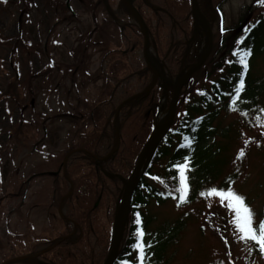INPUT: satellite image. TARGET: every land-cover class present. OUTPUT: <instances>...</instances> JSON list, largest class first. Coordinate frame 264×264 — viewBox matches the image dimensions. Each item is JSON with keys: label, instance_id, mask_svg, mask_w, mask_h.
<instances>
[{"label": "rangeland", "instance_id": "obj_1", "mask_svg": "<svg viewBox=\"0 0 264 264\" xmlns=\"http://www.w3.org/2000/svg\"><path fill=\"white\" fill-rule=\"evenodd\" d=\"M109 4L94 17L82 0H0V264H49L31 252L43 251L48 240L65 231L67 204L61 203V197L67 184L58 174L62 162L67 165L72 159L65 154L95 126L107 124L108 114L126 96V87L143 86L141 80L127 77L122 69L123 63L131 70L139 63L148 66L144 44L142 48L134 46L139 39L135 28L141 31L139 22L122 0H110ZM144 10L152 15L151 10ZM262 11L264 0H227L222 12L209 18L215 38V62L226 55L223 43L226 41L228 46L240 37L243 26L238 27L239 20L244 17L245 22L249 21ZM152 19L157 25L158 18ZM106 20L108 29L95 32L96 23L103 25ZM196 30L198 36L191 45L199 56L205 48L206 35L200 25ZM18 37L19 49L14 52L12 38ZM90 40L96 42L89 44ZM149 48L175 81L179 74L168 72L152 35ZM111 50L119 54L113 55ZM209 70L199 73V84L206 82ZM110 71L123 81L119 88L114 87ZM252 77H264V53L253 63ZM14 82L19 97L8 95ZM164 83V78L157 82ZM172 94V86L163 87L154 128L160 116L169 111ZM165 97L166 107L162 108ZM244 102L221 113L216 120L217 134L208 141H217L220 152L214 159L219 166L213 171L216 177L208 178L196 200L184 206L175 200L162 204L151 201L144 209L154 218L149 228L163 227L170 240L159 256L150 243L143 264L151 260L153 264H264V253L258 245L241 238L228 202L208 194L211 187L226 190L222 182L236 174L229 186L245 197V203L255 213V224L264 221V94L261 96L260 89L259 104L253 109H243ZM183 108L184 103L178 105L179 111ZM108 122L102 151L111 149L112 154L118 142L112 130L119 127L117 118ZM19 127L24 130L16 137L15 129ZM104 158L107 159L100 160ZM164 162L156 165L155 172L162 171ZM26 182L28 187L22 193ZM93 184L85 188L92 197ZM124 189L117 205L109 202L95 213V230L89 243L95 258L107 252L105 236L112 233L113 237ZM172 226L175 230L169 232ZM29 255L32 257L25 261H12Z\"/></svg>", "mask_w": 264, "mask_h": 264}, {"label": "trees", "instance_id": "obj_2", "mask_svg": "<svg viewBox=\"0 0 264 264\" xmlns=\"http://www.w3.org/2000/svg\"><path fill=\"white\" fill-rule=\"evenodd\" d=\"M226 1L200 0V5L202 11L212 19L222 12V6ZM82 2L87 11L94 14V17L98 16L100 9L104 7L107 9L110 6V0H82ZM134 4L144 16L159 57L165 61L171 75H178L187 64L194 63L198 59L197 50L191 45L198 36L192 14V0H135ZM145 8L151 10V16L146 14ZM153 16L158 18L157 25L153 22ZM243 18L238 22V27H243L237 41L228 46L226 41L223 43V46L227 48L224 58L215 62L214 52H212L203 68L193 75L189 84L183 89L179 101V107L184 103L183 111L180 110V112L178 109L171 129L161 141L133 194L130 221L114 264H124L125 261H129L130 264H141L139 251L132 247L133 243L139 240H142L144 245L143 261H147L145 256L150 243L154 252L157 253L154 255H162L170 239L167 238L163 227L155 230L149 228L154 218L146 214L144 209L151 201L162 204L175 200L179 206L193 203L208 178L216 177L213 171L219 163L214 157L219 154L220 148H216L217 141L212 143L208 141V138L215 137L217 134L216 120L221 113L235 109L242 101H245L243 109H253L259 104L260 89L261 96L264 94V77L253 78L252 66L255 59L264 53V11L249 21L245 22ZM110 19L119 27L112 17ZM108 23V20L103 25L96 23L95 32L107 30ZM100 26L103 29L99 28ZM135 29L139 39L134 46L142 48L143 34L139 29ZM12 40H15L14 52H16L19 49L20 38H12ZM92 42L96 41L90 40L89 44ZM97 44H101V41L99 43L97 41ZM84 46V44L81 45L82 48ZM245 47L250 50V54L245 57L246 68L240 62L242 50ZM111 53L119 54L117 50H111ZM122 67L127 77L136 76L143 86L141 88L126 87V96L108 114L113 122L117 107L123 103L117 113L120 130V146L117 150L112 154H110L111 149L102 151L103 143L107 138L106 126L109 124V119L106 125H97L91 132L83 135L78 143L65 154V156L68 154L72 156L67 165L62 162L58 172L63 175V180L67 184V190L61 197V203L66 201L67 204L66 217L63 218L65 231L58 238L43 242L46 244L43 251L31 252L34 256L42 257L49 264H103L108 254L112 233H107L105 236L108 248L103 257L99 259L91 254L89 243L90 234L95 230V213L109 202L117 205L121 198L125 188L124 180L133 172L138 156L154 129L163 93V87L160 84H157L149 94L140 93L154 80V75L147 65L141 66L139 63L131 70L127 64L123 63ZM206 69H210L205 75L206 82L199 84V73ZM110 75L114 87L119 88L123 82L121 78L112 71ZM237 87L240 88L239 92L236 91ZM16 89L17 85L14 82L11 84L8 95L13 93L14 96L19 97ZM4 95L7 94L4 93ZM115 127L112 130L114 138L117 136ZM23 130V127L15 129V136L19 137ZM100 157H107V159L101 162ZM183 157H187V160H182ZM163 161L165 162L162 171L155 172L156 165ZM177 163L185 165V174L189 183V191L183 200L179 198L178 193L171 191V188L175 186L172 178L178 176V169L175 167ZM236 176V174L227 176L222 182V187L225 188L229 178L233 182ZM93 179H95L94 182ZM91 183L95 184L93 197L85 189ZM27 187L28 182L23 185L21 192L24 193ZM137 219L139 224L136 223ZM179 224L180 222L176 225ZM161 228L164 231H161ZM137 230L142 232L143 236H136L134 240V233ZM173 230H175L174 226L169 227V232ZM31 257L29 255L26 260ZM153 261L151 260L150 264H153Z\"/></svg>", "mask_w": 264, "mask_h": 264}, {"label": "water", "instance_id": "obj_3", "mask_svg": "<svg viewBox=\"0 0 264 264\" xmlns=\"http://www.w3.org/2000/svg\"><path fill=\"white\" fill-rule=\"evenodd\" d=\"M122 1L125 3V5L128 6V8L135 15L144 36V56L148 64V69L154 74V81L152 85L148 89H146V91L142 92L148 94L155 87L158 80L160 79L162 80L164 76L159 70V68L157 66H153L149 60L148 50H149L151 35L144 17L134 5V0H122ZM192 14H193L195 26L200 25L203 31L205 32L207 45L204 48V50H202V52L199 54L197 61L186 66L176 77L175 81H169L168 83L161 84L163 87L170 85L173 88L170 109L162 121L156 122L153 132L151 133L149 139L145 143L142 151L138 156L137 163L133 172L131 173L130 177L127 180H125V189L120 203L121 207H120L119 217L115 226V230L108 254L103 264H114L120 250V246L126 230V226L130 219V214L132 212L133 194L136 188L138 187L140 179L143 173L145 172V170L147 169L161 141L163 140V138L169 132V130L173 125V122L177 114L178 104L183 88L189 84L192 76L204 66V64L206 63L207 59L209 58V56L213 51L215 38H214L212 23L210 22L207 15H205V13L202 11L199 0H192ZM122 105L123 103L117 107L116 109L117 113L119 112ZM117 137H118V142L115 150H117L120 146L119 128H117ZM105 159L106 158L101 160L104 161ZM26 257L27 256H22L19 258H15L12 261L24 260Z\"/></svg>", "mask_w": 264, "mask_h": 264}, {"label": "snow or ice", "instance_id": "obj_4", "mask_svg": "<svg viewBox=\"0 0 264 264\" xmlns=\"http://www.w3.org/2000/svg\"><path fill=\"white\" fill-rule=\"evenodd\" d=\"M243 55L240 57V62L244 64L245 68L247 67L246 59L250 54V50L245 47L242 50ZM241 86L243 85V81H240ZM236 91L239 92L240 88L237 87ZM241 155H243V150L241 151ZM182 160L186 161L187 157H183ZM175 167L178 169V176H173V180L175 181V186L171 188V191L178 193L179 198L183 200L185 198V194L189 191V183L188 177L185 174V165L183 163H177ZM232 183L231 178L226 183L224 189H217L216 187H211L208 189V194L210 196L219 197L221 201H227L228 206L235 213L234 225L238 232L241 234V238L244 240H250L255 242L259 250L264 253V221L260 222L258 225L255 224L254 216L255 213L252 209L245 203V197L236 193L229 185ZM166 187H168L166 185ZM200 195H204L203 192ZM136 223L139 224V219L136 220ZM136 236H143V233L137 230L134 233V240ZM134 250H138L140 253L141 264H143L144 259V245L142 240L136 241L132 245ZM124 264H130L129 261H125Z\"/></svg>", "mask_w": 264, "mask_h": 264}, {"label": "bare ground", "instance_id": "obj_5", "mask_svg": "<svg viewBox=\"0 0 264 264\" xmlns=\"http://www.w3.org/2000/svg\"><path fill=\"white\" fill-rule=\"evenodd\" d=\"M207 45V41L205 42V47ZM148 57H149V60L151 62V64L153 66H157L159 68V70L161 71V73L163 74L164 76V79L166 80V82L168 83L169 81H172L171 78L167 75V73L164 71V69L161 67V65L157 62V57L152 53V51L148 50ZM166 97L165 99L163 100L162 102V108H165L166 107ZM167 111H165L159 118V121H162L164 119V117L167 115L166 113Z\"/></svg>", "mask_w": 264, "mask_h": 264}]
</instances>
